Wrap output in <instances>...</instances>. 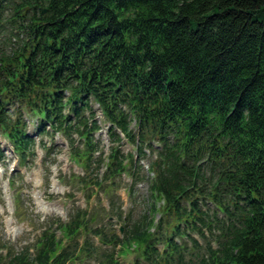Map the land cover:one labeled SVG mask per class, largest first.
<instances>
[{
  "label": "trees",
  "instance_id": "obj_1",
  "mask_svg": "<svg viewBox=\"0 0 264 264\" xmlns=\"http://www.w3.org/2000/svg\"><path fill=\"white\" fill-rule=\"evenodd\" d=\"M92 102L108 122L105 157ZM27 116L67 140L85 170L69 182L89 200L102 190L106 218L129 227L92 226L101 203L76 208L41 223L32 251L1 245L0 264H122L123 248L133 264H264V0H0V135L21 162ZM122 173L130 194L147 183L159 219L154 202L138 220L121 214L110 192Z\"/></svg>",
  "mask_w": 264,
  "mask_h": 264
},
{
  "label": "rangeland",
  "instance_id": "obj_2",
  "mask_svg": "<svg viewBox=\"0 0 264 264\" xmlns=\"http://www.w3.org/2000/svg\"><path fill=\"white\" fill-rule=\"evenodd\" d=\"M91 105L96 113L95 118L98 120L101 128L100 131L96 132L95 136L101 140L99 149L102 151L103 157H105L112 144L107 131L108 123L103 121L98 105L94 102ZM130 127L135 129L133 124ZM100 133H102V137L99 135ZM121 138L119 142L120 148L123 149L124 153H132L134 155L136 150L133 145L123 135H121ZM41 139L45 140L44 144L47 145V149L40 148V144L34 146L33 152L37 150L36 158H29L24 165L20 166L21 173H12V165L16 166L17 164L16 156L10 153V145L0 137L1 149L6 154L11 155V157L6 155L4 160H0V251H3V253H7V249L1 247L4 243L5 245H9L11 253L18 252L24 245L31 248V244L34 243L36 236L40 235L39 228L42 226L41 222H51L55 221V219H61L66 222L69 220V215L76 208L88 209V212L92 214L95 204L100 207V203H87V195L83 190L72 189L70 188L72 186L66 185L69 174L79 172V169L67 159L69 152L65 139L60 136L50 146L51 135H39L38 140ZM148 158L149 156L145 157L146 160ZM146 160L142 161L145 169L148 165ZM12 175L16 180V187L21 188V190L15 189L14 184L9 187L8 179ZM59 177L62 178V182H59ZM129 178L126 173L125 175L122 173V175L116 178L118 179L117 184L115 183L116 186L111 187L114 190H111L110 193L112 196H115L114 194L116 193L117 197L115 196L114 199L117 200V203L115 205L116 207L120 206L121 214L124 216L130 214L131 220H138L143 215H147L150 206L154 202L156 208L154 220L159 219L162 210L160 208L161 203H157L158 199H151L147 183L142 181V183L136 185V188L132 190L131 197L126 195L125 191L128 190L130 185ZM13 197L17 198L16 203L12 202ZM101 207L100 211L102 212V216H104V220L96 221V219H93L91 225L98 227L104 225L106 232H114L119 237H122L125 226L129 227L128 222L124 223L111 216L109 219L106 218L104 210L106 212L109 209V201L107 199H104ZM100 211L97 210L95 212ZM18 217L23 221L22 223L17 222ZM57 235L60 236L59 233ZM90 237L94 246L98 247V249L100 247L99 251L103 249L112 250L110 245L101 247L97 237ZM78 241L81 243L80 238ZM213 245L215 246L214 243ZM204 246L205 240L199 238L201 250ZM158 247L161 248L160 245ZM191 247L192 244L189 243V250H191ZM117 256L122 264H133L135 251L131 248H123ZM94 260L95 257H92L89 263L85 264H95Z\"/></svg>",
  "mask_w": 264,
  "mask_h": 264
},
{
  "label": "water",
  "instance_id": "obj_3",
  "mask_svg": "<svg viewBox=\"0 0 264 264\" xmlns=\"http://www.w3.org/2000/svg\"><path fill=\"white\" fill-rule=\"evenodd\" d=\"M45 11V9H42V12H44Z\"/></svg>",
  "mask_w": 264,
  "mask_h": 264
}]
</instances>
